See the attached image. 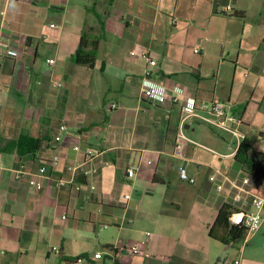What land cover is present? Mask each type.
Wrapping results in <instances>:
<instances>
[{
  "label": "crops",
  "instance_id": "1",
  "mask_svg": "<svg viewBox=\"0 0 264 264\" xmlns=\"http://www.w3.org/2000/svg\"><path fill=\"white\" fill-rule=\"evenodd\" d=\"M0 27L11 53L0 59V264H67L79 256L75 264L228 262L230 245L208 230L221 206H232L228 182L249 174L234 160L237 145L220 154L186 135L218 157L189 142L182 158L172 151L181 107L192 97L226 103L243 142L264 154L247 141L249 133L264 140V0H0ZM82 34L97 41L92 68L72 60ZM141 53L156 62L152 80L182 90L176 104L140 96L149 68ZM112 103L118 109L109 110ZM195 124L218 130L192 118L185 131L194 135ZM22 136L41 139L39 149L5 151ZM196 149L233 164L223 170ZM55 155L41 190L13 179L12 170L36 171ZM75 165L82 168L73 180L57 188ZM131 167L135 176L127 178ZM180 167L194 184L179 179ZM92 168L96 174L83 175ZM213 170L225 182L221 192L208 179ZM257 236L259 247L237 245L232 258L264 264V234ZM134 243L144 256L113 252Z\"/></svg>",
  "mask_w": 264,
  "mask_h": 264
},
{
  "label": "built area",
  "instance_id": "2",
  "mask_svg": "<svg viewBox=\"0 0 264 264\" xmlns=\"http://www.w3.org/2000/svg\"><path fill=\"white\" fill-rule=\"evenodd\" d=\"M0 27V59L4 56H9L8 40ZM199 48L194 49V53H198ZM135 52H130V56H134ZM141 57L146 59L149 68L144 72V76L141 80L139 92L140 96L148 101H152L160 106H167L169 104H176L182 95V90L180 88H174L172 91L152 80V68L156 65V62L149 58L148 54L141 53ZM49 65L54 63V60L50 59L47 61ZM117 108V104L112 103L108 106L109 110H114ZM204 113H208L213 117V120H208L204 117ZM197 118L201 121L211 124L220 131L231 134L236 142L237 147L240 142L244 141V136L236 130V125L241 123L240 119L235 116L230 110L226 103L218 100L212 99L210 102H197L194 98H186L184 104L181 107V114L179 117V124L176 136L174 138V145L172 155L175 158H182L183 151L182 147L186 143H191L196 147H202L207 149L213 154L214 158L218 157V154L213 150L206 148L205 146L198 144L191 139H189L185 134V125L192 119ZM65 126L59 127V131H64ZM54 141H60V135L54 137ZM74 151L79 150V146L74 145ZM59 161V156L55 155L51 159L45 162L44 165L38 167L36 171H29L23 166L18 169L12 170L13 179L15 181H25L27 185L33 190L39 191L43 188V180L50 179L47 175V169L56 167ZM80 165L68 166L67 171L70 173L69 180L59 178L54 181L55 186L58 188L64 186L65 184L71 182L76 175V173L82 168ZM96 168L84 169L83 175L89 176L96 174ZM220 172L218 170H213L209 176V181L214 186L217 192L223 191L225 187V182L218 180ZM135 176V169L128 168L126 170V177L132 178ZM178 177L181 181L188 184H194L195 179L188 175L185 167H180L178 171ZM227 180L226 177H223ZM228 182V181H227ZM263 182V184H262ZM228 191L230 194V200L232 206L230 215L228 217V223L232 226H239L244 230L243 237L239 240L240 250H243L254 238L255 236L262 232L264 234V176L262 179H257L253 175L244 174L239 182L229 181ZM252 188L260 190V192H254ZM91 190L94 186L90 187ZM128 198V197H126ZM113 252L121 255L129 256H144L143 247L141 243H134L130 245H124L119 247H112ZM54 252H58L53 248ZM96 258H101V254H96ZM225 264H241V256H237L232 261H228Z\"/></svg>",
  "mask_w": 264,
  "mask_h": 264
},
{
  "label": "trees",
  "instance_id": "3",
  "mask_svg": "<svg viewBox=\"0 0 264 264\" xmlns=\"http://www.w3.org/2000/svg\"><path fill=\"white\" fill-rule=\"evenodd\" d=\"M89 47V48H87ZM97 41L91 40L85 42V34L81 35L80 43L77 51L72 57L76 64L86 65L89 68L94 66L96 56ZM42 140L39 138H31L22 136L16 141L7 142L5 151L15 150L18 154L37 151ZM234 160L239 163L244 172L253 175L258 180L264 176V154L256 152L251 145L240 142L234 155ZM231 208L223 205L219 209L212 226L208 230V236L218 240L223 245H232L238 242L244 235V230L239 226H232L228 223ZM83 256L73 259H65L67 264H75Z\"/></svg>",
  "mask_w": 264,
  "mask_h": 264
},
{
  "label": "rangeland",
  "instance_id": "4",
  "mask_svg": "<svg viewBox=\"0 0 264 264\" xmlns=\"http://www.w3.org/2000/svg\"><path fill=\"white\" fill-rule=\"evenodd\" d=\"M250 1L255 2L257 0H250ZM107 103H108V100L105 102V105ZM229 110H230V108H229ZM193 128L196 129L194 135H191L192 134L191 131H188V130L185 131V134L187 136H190V137L192 136L199 143H201V144H203V145H205L207 147L212 148L213 150H215L216 152H218L220 154H227V153H230V152H232L234 150L236 142H235L234 137L231 134L225 133V132L220 131V130L211 129L210 127H208L205 124H195V126ZM247 141L251 142V144L258 151L264 152V140L260 139L258 137V135H254L253 133H249V137H248ZM182 151H183V154H184L185 147H182ZM196 151L199 154L203 155L204 159L207 162L212 163V165H214V166H219L223 170L224 169L225 170L228 169V167H230L233 164V160L232 159L223 160V161H219V160L215 161V160H212L211 156L207 152H205L204 150L196 149ZM132 196L135 197L136 193L134 192ZM257 239H258V236L253 239V241L251 242V248H254V246H256V247L260 246V243L255 242ZM237 245H240V243L236 242L235 244L230 245L229 248L226 249L228 256L230 255L229 258H228V260L230 259L229 261L233 260V258L231 256L232 255V251H233V248L237 247Z\"/></svg>",
  "mask_w": 264,
  "mask_h": 264
},
{
  "label": "water",
  "instance_id": "5",
  "mask_svg": "<svg viewBox=\"0 0 264 264\" xmlns=\"http://www.w3.org/2000/svg\"><path fill=\"white\" fill-rule=\"evenodd\" d=\"M187 126H185V128H186Z\"/></svg>",
  "mask_w": 264,
  "mask_h": 264
}]
</instances>
